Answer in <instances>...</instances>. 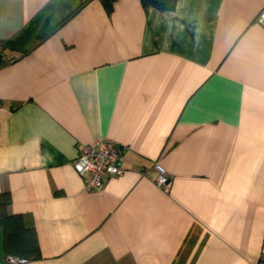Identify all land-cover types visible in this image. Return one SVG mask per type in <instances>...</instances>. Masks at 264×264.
<instances>
[{
    "label": "crops",
    "instance_id": "crops-1",
    "mask_svg": "<svg viewBox=\"0 0 264 264\" xmlns=\"http://www.w3.org/2000/svg\"><path fill=\"white\" fill-rule=\"evenodd\" d=\"M262 7L0 0V192L40 250L11 259L0 227V264H264ZM98 138L123 173L87 190Z\"/></svg>",
    "mask_w": 264,
    "mask_h": 264
},
{
    "label": "built area",
    "instance_id": "built-area-1",
    "mask_svg": "<svg viewBox=\"0 0 264 264\" xmlns=\"http://www.w3.org/2000/svg\"><path fill=\"white\" fill-rule=\"evenodd\" d=\"M256 21L264 25V7L256 15ZM1 50L2 44L0 43V58L2 57ZM120 162L121 150L117 143L109 139L98 138L90 144L78 146L73 165L82 177L85 188L87 190H98L102 188L108 178L123 173ZM154 168V181L156 184L168 188L171 181L165 173V169L159 163H155Z\"/></svg>",
    "mask_w": 264,
    "mask_h": 264
},
{
    "label": "trees",
    "instance_id": "trees-1",
    "mask_svg": "<svg viewBox=\"0 0 264 264\" xmlns=\"http://www.w3.org/2000/svg\"><path fill=\"white\" fill-rule=\"evenodd\" d=\"M116 0H100L109 13ZM177 0H140L143 7L158 10H173ZM12 197L9 191L0 192V227L3 232V249L9 256L19 260H32L40 257L38 240L34 228L27 225L21 213H8L7 207Z\"/></svg>",
    "mask_w": 264,
    "mask_h": 264
}]
</instances>
